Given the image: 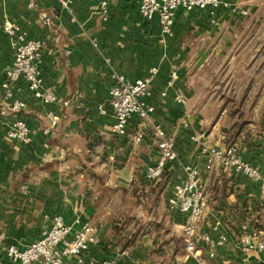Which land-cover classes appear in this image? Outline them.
I'll use <instances>...</instances> for the list:
<instances>
[{"label":"crops","instance_id":"obj_1","mask_svg":"<svg viewBox=\"0 0 264 264\" xmlns=\"http://www.w3.org/2000/svg\"><path fill=\"white\" fill-rule=\"evenodd\" d=\"M68 1L65 9L58 0H0V84L14 60L3 32L10 21L44 43L43 84L59 98L50 104L35 99L23 80L13 86V99L4 101L0 93V264H18L7 248H26L55 216L74 231L97 223L98 242L88 254L99 261L264 264V252L245 257L239 251L245 230L264 232V182L232 169L205 171L208 149L234 145L264 173V0H222L214 16L179 10L174 35L165 41L158 23L141 17L139 0ZM103 1L108 21L99 14ZM31 2L52 11L53 27L43 24ZM202 51L210 53L196 68ZM153 69L158 74L148 103L154 112L147 121L132 118L128 136H115L113 110L99 109L109 96L111 74L137 80ZM173 72L178 79L169 87ZM14 100L25 105L19 116L34 131L31 145L8 138ZM157 126L175 141L178 160L151 185L145 171L159 155ZM139 129L145 137L134 145L130 138ZM186 167L200 169L206 189L198 233L226 237L212 259L203 243L195 254L187 252L186 217L168 212Z\"/></svg>","mask_w":264,"mask_h":264},{"label":"built area","instance_id":"obj_2","mask_svg":"<svg viewBox=\"0 0 264 264\" xmlns=\"http://www.w3.org/2000/svg\"><path fill=\"white\" fill-rule=\"evenodd\" d=\"M62 7L69 8L68 0H58ZM222 5V0H139V13L148 22H157L162 39L168 40L174 35L175 16L179 10L191 12L195 10H209L214 16ZM29 7L39 11L40 18L46 27L54 26L52 11L40 9L37 3L31 2ZM99 14L103 21H108L110 12L106 1L99 7ZM3 32L14 48V60L12 67L4 74L0 84V93L4 101L13 99V86L20 80L25 81L35 99L46 104L57 103L59 98L52 88H46L39 66L42 62L44 43L40 40L28 37L22 28L15 23L6 21L3 24ZM97 45V41H93ZM158 74V69L150 71V75L137 80H129L124 75L111 74L112 85L109 96L99 109L106 113L109 106L113 110L112 133L117 137L128 136V125L132 118L138 117L147 121L154 112V107L148 103L152 96L151 82ZM178 79L177 72H173L168 86H173ZM178 102L182 100L177 98ZM68 105V102H64ZM11 114L8 138L20 142L23 145H31L34 139V131L28 122L19 116L25 109L20 100H14L9 104ZM46 133L50 129H45ZM145 137L143 130L139 129L132 135L130 141L134 145H140ZM157 142L158 158L145 171L146 181L154 185L165 174L169 163L178 160L175 141L163 128L157 126L153 132ZM216 167L232 169L248 180L264 182V173L259 167L245 161L234 145L226 147H212L206 152L205 171L211 172ZM208 200L202 173L196 167L185 168V179L174 186L173 195L169 198L167 207L170 214L179 213L186 217L183 229L187 252L195 254L201 243L205 244L209 258H214L218 247L224 245L226 237L218 240L209 235L198 233V223L205 214ZM81 223L80 219L77 221ZM97 223L85 222L74 231L73 227L66 223L60 216H55L49 228L42 232L41 237L20 249L16 245L7 248L8 257L18 264H123L119 257H112L102 261L89 256L92 245L97 244ZM239 251L243 256H249L256 252H264V232L253 228L245 230L239 237Z\"/></svg>","mask_w":264,"mask_h":264},{"label":"water","instance_id":"obj_3","mask_svg":"<svg viewBox=\"0 0 264 264\" xmlns=\"http://www.w3.org/2000/svg\"><path fill=\"white\" fill-rule=\"evenodd\" d=\"M209 53H210L209 51L200 52L199 58H198L197 63H196V68H199L200 66H202L205 63Z\"/></svg>","mask_w":264,"mask_h":264}]
</instances>
